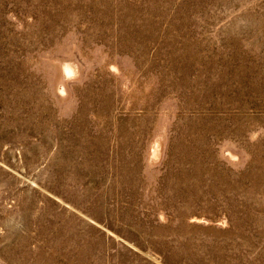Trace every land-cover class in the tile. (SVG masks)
Returning <instances> with one entry per match:
<instances>
[{
    "label": "rangeland",
    "instance_id": "rangeland-1",
    "mask_svg": "<svg viewBox=\"0 0 264 264\" xmlns=\"http://www.w3.org/2000/svg\"><path fill=\"white\" fill-rule=\"evenodd\" d=\"M0 264H264V0H0Z\"/></svg>",
    "mask_w": 264,
    "mask_h": 264
}]
</instances>
